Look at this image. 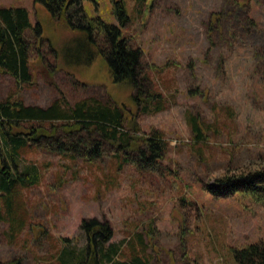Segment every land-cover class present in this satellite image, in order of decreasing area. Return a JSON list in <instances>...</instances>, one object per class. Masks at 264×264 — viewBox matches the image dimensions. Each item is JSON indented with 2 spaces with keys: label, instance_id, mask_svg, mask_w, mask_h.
I'll list each match as a JSON object with an SVG mask.
<instances>
[{
  "label": "rangeland",
  "instance_id": "374dc122",
  "mask_svg": "<svg viewBox=\"0 0 264 264\" xmlns=\"http://www.w3.org/2000/svg\"><path fill=\"white\" fill-rule=\"evenodd\" d=\"M81 1L90 15L120 25L113 0ZM124 1L131 18L123 33L142 51L146 95L138 105L101 59L61 65L51 48L61 50L77 32L37 11L34 0H0L26 6L49 38L28 31L34 79L20 84L0 71V100L66 109L83 100L117 103L133 113L125 128L137 126L129 152L109 141L98 157L55 146L22 151L42 177L13 191L18 223L0 219V264H60L67 240L85 243L81 224L91 219L110 225L112 241L124 240L119 258L131 264H237L236 249L264 239L262 202L209 188L225 175L264 170V0ZM143 104L162 109L142 111ZM157 131L164 149L148 161L151 151L139 147Z\"/></svg>",
  "mask_w": 264,
  "mask_h": 264
},
{
  "label": "trees",
  "instance_id": "16d2710c",
  "mask_svg": "<svg viewBox=\"0 0 264 264\" xmlns=\"http://www.w3.org/2000/svg\"><path fill=\"white\" fill-rule=\"evenodd\" d=\"M135 1L140 6L145 3V0ZM34 2L37 11L42 7L51 18L63 22L78 34L61 50L52 46L55 56L63 59L62 66H90L101 59L113 84L129 86L133 90L134 103L144 100L146 92L139 70L142 51L139 47H133L123 33L122 26L131 18L124 0H113L120 25L90 15L81 0ZM41 20L33 23L26 6L0 7V71L11 75L17 83H31L34 79L32 43L28 31L34 32L40 42L44 38L49 39L45 36L46 28ZM161 109V105L151 108L143 104L141 107L146 112ZM130 115L133 116V113L123 105L95 99L80 101L68 109L59 102L42 107L27 105L22 99L0 100V219L4 220L9 215L15 226L18 219L13 210V191L17 187L32 186L41 181L40 167L25 163L22 159V151L26 147L55 146L60 152L72 150L86 152L88 157H98L102 153L103 141H109L129 152L136 143L132 131L137 129ZM128 119L133 130L125 128ZM194 127L201 136L200 127L196 123ZM164 144L161 132L157 131L143 136L139 148L142 152L149 149L151 154L147 159L153 161L161 157ZM218 182L209 187L215 193V186L222 189V194L242 190L264 205L263 169L225 175ZM81 228L86 234L85 243L79 245L67 240L57 255L60 264H131L119 258L124 240L112 241L113 232L107 222L84 220ZM235 259L237 264H264V239L236 249ZM133 261L144 263L142 258Z\"/></svg>",
  "mask_w": 264,
  "mask_h": 264
}]
</instances>
